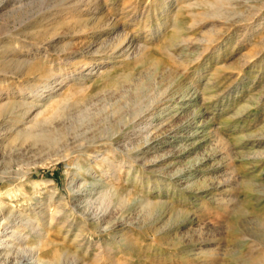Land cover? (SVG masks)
Here are the masks:
<instances>
[{"label": "rangeland", "instance_id": "obj_1", "mask_svg": "<svg viewBox=\"0 0 264 264\" xmlns=\"http://www.w3.org/2000/svg\"><path fill=\"white\" fill-rule=\"evenodd\" d=\"M99 3L0 0V264H264V0Z\"/></svg>", "mask_w": 264, "mask_h": 264}, {"label": "bare ground", "instance_id": "obj_2", "mask_svg": "<svg viewBox=\"0 0 264 264\" xmlns=\"http://www.w3.org/2000/svg\"><path fill=\"white\" fill-rule=\"evenodd\" d=\"M1 1H3V0H1ZM85 1V8L84 9H88V8H91V7H98L99 6V0H84ZM80 3V2H79ZM78 3V4H79ZM81 3H83V2H81ZM59 8V7H58ZM69 9V8H68ZM63 10V8L62 9H60V12L58 11L57 13L58 14H61V12H63L62 11ZM214 12V11H213ZM48 13V12H47ZM56 14V13H55ZM51 15H54V13H53V11L51 12H49L48 13V15H47V17H50ZM67 15V14H66ZM53 17V16H52ZM100 20V19H99ZM58 22V21H57ZM116 24H114L113 26H115ZM118 38H119V36H118ZM120 39H121V41H122V45H124V41L126 42V40H127V34H126V32H124V33H122L121 34V37H120ZM116 40H117V38H116ZM115 40V41H116ZM113 43H114V41H113ZM119 45V44H118ZM118 45L117 46H115V47H118ZM121 46V45H120ZM114 47V46H113ZM123 47V46H122ZM116 49V48H115ZM43 56H45V55H43ZM47 58V57H46ZM85 65V64H84ZM50 76H52V74L50 75ZM168 86V85H167ZM158 93V92H157ZM160 93H162V92H160ZM156 94V93H155ZM144 95V94H143ZM158 95H160V94H158ZM144 97V96H143ZM148 97H150V96H148ZM152 97V96H151ZM144 100V99H143ZM143 102V101H142ZM154 102H155V100H154ZM147 103H148V101H147ZM147 103H146V105H147ZM153 105V104H152ZM136 107H137V103L136 104H134V109H132V113H131V115L133 114L134 115V113L136 112ZM144 107V106H143ZM146 107H148V106H146ZM14 108V105L13 104H11V103H4V104H0V117L1 116H3V115H7L8 113H11V114H13L14 112H13V109ZM140 108V107H139ZM147 110V109H146ZM143 112V111H142ZM139 113H140V111H139ZM132 115V116H133ZM129 118H125L122 122H126L127 120H128ZM134 119V118H133ZM129 123V122H128ZM46 124H45V122H41L40 124H38L37 125V129H36V127L34 128L35 130H32L31 132H28V133H23L22 134V136H23V138H29V139H31V141H32V145H35V146H37V147H39L40 149H43V148H46V147H55L56 145H57V147H58V145H59V148H57V157H59L60 156V152H63L61 155H62V157H64V158H66V157H68V153L69 152H67V149L66 148H69V149H74V148H79L82 144V146H84V145H86V144H84L83 142H89V141H93L94 140V138H96V137H86L85 135H82V134H79L80 136L79 137H77L78 139H79V141H80V143H78V145L79 146H77V147H75L76 145H74V148H70L69 146H67V145H65V143L66 142H63V141H65V139L66 140H68V138L67 137H65V139L64 140H61L60 139V133H58V134H56V133H53V132H51L50 130H47L49 127H47L46 128V126H45ZM113 129H115V128H113ZM113 129H109L107 132H105V134H101V137H103V136H106V137H108L110 134H112V132H113ZM69 131V130H68ZM59 135V136H58ZM73 138H76V135H74L73 136ZM67 146V147H66ZM56 148V147H55ZM64 153H66V154H64ZM61 157V156H60ZM58 159V158H57ZM26 178V177H25ZM41 183H44V181L43 180H41V181H36V182H32L31 184L33 185V187H36V186H40L41 185ZM19 186V185H18ZM84 186V185H83ZM7 187V186H6ZM37 187V188H38ZM17 189V188H16ZM12 190V189H11ZM17 191V192H16ZM16 191H10V189H8V188H6L4 191H3V194H5L6 195V197L8 196V197H12V196H17V195H19V194H21L22 196H23V198L24 197H26V195H27V193L25 192V191H23L22 189H18V190H16ZM19 191V192H18ZM21 191V192H20ZM1 192H2V190H1ZM104 194V193H103ZM102 194V195H103ZM20 195V196H21ZM105 195V194H104ZM34 197V196H33ZM32 198V197H31ZM9 199V198H8ZM11 199V198H10ZM9 199V200H10ZM15 199H16V197H15ZM35 199V198H34ZM107 199V198H106ZM106 199H104V200H106ZM23 200V199H22ZM21 200V201H22ZM104 200H102V201H104ZM107 201V200H106ZM13 203V202H12ZM6 204V203H5ZM101 205V204H100ZM106 205V204H105ZM9 206V205H8ZM148 206V205H147ZM150 206V205H149ZM14 207V206H13ZM12 207V208H13ZM12 208H11V206L10 207H6L5 205H4V203H3V201L2 200H0V226H1V223H3L8 217H9V215H11V214H13V212H14V210L12 211ZM73 208V207H72ZM104 209V208H103ZM149 209V208H148ZM152 209V208H151ZM99 213V212H98ZM83 214H85L84 212H83ZM17 217V216H16ZM97 218V217H96ZM22 219V218H21ZM52 219H53V217H51V219H50V223L52 222ZM92 219L94 220L93 221V223H91L92 222V220L91 219H89L88 218V216H87V219H84L82 222H80L81 224L79 225V230L82 232V231H84L85 229H89V230H92V231H96V232H99V230H100V223L98 222V220H96L95 219V215H94V217H92ZM7 221V220H6ZM15 222V221H14ZM28 221H24L22 224H26V225H28ZM39 222H37V224H38ZM30 225H29V227L31 226V228L30 229H33V228H35V224H31V223H29ZM15 226H19V224H17V223H15ZM108 226V225H107ZM17 227H12L11 229H10V231L7 233V235L9 234V236H11L14 232H16L17 231ZM89 227V228H88ZM6 228V227H5ZM1 229H3V228H1ZM86 232V231H85ZM88 232V231H87ZM17 235V236H16ZM39 235V234H38ZM15 237H21V238H24L25 237V235L23 234V233H19V234H15L14 235ZM14 238V237H13ZM5 243V244H8V242H9V240H3L2 241V243ZM51 244L50 243H47V244H43L42 245V248H48L49 246H50ZM39 247V246H38ZM37 247V248H38ZM46 249H45V251H46ZM38 250V249H37ZM44 250V249H43ZM54 257L55 258H57V263L58 264H63L62 263V260H64V263L65 264H78V262L79 261H77L78 259H77V255L74 253V251L72 252V251H70V250H67L66 249V247L65 246H63V245H59V244H55L54 245ZM53 258V257H52ZM55 258H54V260H55ZM43 258H41V255L40 254H38V255H36V257H35V261L36 262H41V263H44L43 262V260H42ZM98 259H97V254L95 255V257H94V261H97ZM51 261H53V260H51ZM53 263H55L54 261H53ZM56 263V264H57ZM80 264H86L85 262H82V263H80Z\"/></svg>", "mask_w": 264, "mask_h": 264}]
</instances>
